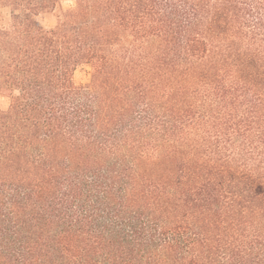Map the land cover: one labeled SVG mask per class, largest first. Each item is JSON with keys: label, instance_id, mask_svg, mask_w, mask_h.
Returning <instances> with one entry per match:
<instances>
[{"label": "trees", "instance_id": "1", "mask_svg": "<svg viewBox=\"0 0 264 264\" xmlns=\"http://www.w3.org/2000/svg\"><path fill=\"white\" fill-rule=\"evenodd\" d=\"M74 3L0 0V264H264V0Z\"/></svg>", "mask_w": 264, "mask_h": 264}, {"label": "rangeland", "instance_id": "2", "mask_svg": "<svg viewBox=\"0 0 264 264\" xmlns=\"http://www.w3.org/2000/svg\"><path fill=\"white\" fill-rule=\"evenodd\" d=\"M64 8H70L74 6V0H62ZM42 24L45 28H53L56 25V21L53 19H43ZM92 79V68L89 65L81 66L75 74V81L80 85H87ZM8 102L6 99H0V107L7 108Z\"/></svg>", "mask_w": 264, "mask_h": 264}]
</instances>
